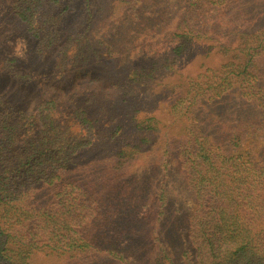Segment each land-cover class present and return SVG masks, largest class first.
<instances>
[{"label": "rangeland", "instance_id": "obj_1", "mask_svg": "<svg viewBox=\"0 0 264 264\" xmlns=\"http://www.w3.org/2000/svg\"><path fill=\"white\" fill-rule=\"evenodd\" d=\"M15 1L0 0V120L10 124L8 129L0 123V170L5 169L9 206L19 204L7 211L57 204L58 216L75 217L70 224H80L97 248L73 256L40 252L37 262L199 264L195 255L192 263L181 255L192 248L185 231L197 204L174 144L186 126L216 134L215 119L244 108L234 94L191 98L183 90L191 80L204 79L198 74L228 60L219 44L228 49L240 32L264 23V0L208 6L198 23L203 35L176 58L166 30L186 14V0H139L132 10L128 0H91L90 28L82 43L72 42L65 53L36 50L12 8ZM66 24L60 28L64 43ZM46 147L52 149L46 160L51 183L12 171L26 155ZM79 191L86 194L80 199L86 207L68 211ZM156 234L170 260L155 257Z\"/></svg>", "mask_w": 264, "mask_h": 264}, {"label": "trees", "instance_id": "obj_2", "mask_svg": "<svg viewBox=\"0 0 264 264\" xmlns=\"http://www.w3.org/2000/svg\"><path fill=\"white\" fill-rule=\"evenodd\" d=\"M137 1L124 2L131 3L126 6L132 10L137 7ZM229 1L186 0V14L166 30L167 37L172 39L169 51L173 58L189 47L191 39L203 35L198 23L204 18L207 7ZM90 2L16 0L12 8L37 51L50 48L65 53L72 42L81 44L90 28ZM31 7L34 9L30 11ZM62 21L67 23L64 26L65 43L61 40ZM235 41L228 49L219 44L221 54L228 53V60L220 63L219 68L206 69L198 74L204 79L191 80L183 90L184 97L191 98L207 94L223 98L234 94L237 97L235 103L244 108L234 116L215 119L216 134L202 130L194 132L186 126L187 130L180 133L181 140L174 144L185 186L197 204L188 214L185 231L192 248L181 252L187 263H192L190 257L195 255L199 264H264V23L253 30L240 32ZM81 118L86 119L83 114ZM0 123L9 129L7 120H0ZM11 134L10 131V141ZM79 145L74 144L71 150H76ZM51 150L46 147L38 150L36 156L34 153L26 155L12 171L38 175L40 182L51 183L50 161H46ZM63 159L60 158V163ZM4 171L0 170V242L10 246L0 244V264H40L36 260L40 252L43 256L60 253L73 256L74 252L97 249L84 238L78 228L80 224H70L75 217L58 216L54 210L57 204L42 206L35 211L25 209L22 212L19 208L9 213L7 209L19 204L9 206L7 188L2 182ZM85 195L79 191L76 195L78 201L68 211L79 213L86 207L84 200L80 201ZM87 196L90 205L96 203L92 195ZM82 217H87L85 211ZM11 219H14L12 224ZM155 231L153 229L152 234ZM154 240L157 247L155 257L170 260L157 234ZM65 264L71 263L65 260Z\"/></svg>", "mask_w": 264, "mask_h": 264}]
</instances>
